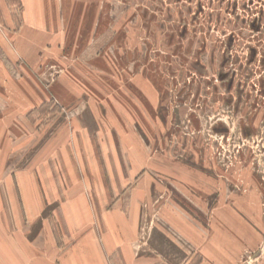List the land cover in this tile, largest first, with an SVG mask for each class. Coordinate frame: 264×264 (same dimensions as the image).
I'll list each match as a JSON object with an SVG mask.
<instances>
[{
	"label": "rangeland",
	"instance_id": "obj_1",
	"mask_svg": "<svg viewBox=\"0 0 264 264\" xmlns=\"http://www.w3.org/2000/svg\"><path fill=\"white\" fill-rule=\"evenodd\" d=\"M115 230L104 264H264V0H0V264Z\"/></svg>",
	"mask_w": 264,
	"mask_h": 264
},
{
	"label": "crops",
	"instance_id": "obj_2",
	"mask_svg": "<svg viewBox=\"0 0 264 264\" xmlns=\"http://www.w3.org/2000/svg\"><path fill=\"white\" fill-rule=\"evenodd\" d=\"M1 9L4 10L2 13H3V15H5L6 18H11V16H9L10 12L8 11V8L1 7ZM29 16L31 18H36L37 20L39 19L38 5H35V7L34 6L32 7ZM51 156L53 157V155H51ZM38 164H40V161ZM40 168H41V165H39V166L33 165V168L31 171H32V174L34 176L31 180V182H28L27 184H25L23 182V180H21V177H19V178L17 177L18 178L17 179V186H18L19 190H31L32 195L36 194V192L38 193L39 190H45V187L41 188V185L38 182L39 178L44 177V178H48L50 180L53 175H51L52 172L50 169H49L48 173L44 172V174L43 173L41 174ZM50 185H51L50 182H48L46 185L48 190H52V187ZM109 196H110L109 198H111V195H109ZM115 200L116 199H113L112 201H115ZM104 210H103V212H104ZM119 212L117 210L114 211V213L117 215V218L120 220V226L123 227V225H124V223L122 222L123 217ZM112 225H113V222H112ZM181 229L186 231L187 233H189L193 237L194 236L198 237L195 230L194 229H192V230L188 229V226H187V228L182 227ZM112 233H114V234H107L106 237L101 239V241L99 240L100 245H98V246H96V244H94V242L92 240L87 238L86 242H83V244L85 243L84 244L85 250H83V248L81 247V249H78L77 251L73 250L71 252H66V251L63 252V254H62L63 255V261H59L60 264H90L89 259H93L94 264H104L105 257L109 256L110 252L113 253L115 249H120L118 251H120V253H122L121 257L123 256V258L129 259L130 258L129 253L125 254L122 251V249H124V247L126 246V245H124V243H130L131 242V238H132L133 234L132 235L124 234V233L118 234L116 232V230L113 231ZM206 248L209 250L210 245L206 244L205 250H207ZM115 251L118 252L117 250H115ZM105 254H107V255H105ZM202 262L200 264H203Z\"/></svg>",
	"mask_w": 264,
	"mask_h": 264
}]
</instances>
